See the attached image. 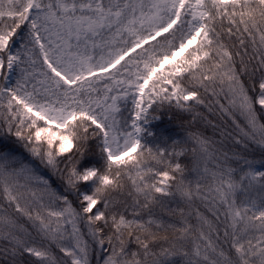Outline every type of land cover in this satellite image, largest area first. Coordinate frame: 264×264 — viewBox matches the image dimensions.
Returning a JSON list of instances; mask_svg holds the SVG:
<instances>
[{
  "label": "snow or ice",
  "instance_id": "snow-or-ice-1",
  "mask_svg": "<svg viewBox=\"0 0 264 264\" xmlns=\"http://www.w3.org/2000/svg\"><path fill=\"white\" fill-rule=\"evenodd\" d=\"M0 264H264V0H0Z\"/></svg>",
  "mask_w": 264,
  "mask_h": 264
},
{
  "label": "trees",
  "instance_id": "trees-1",
  "mask_svg": "<svg viewBox=\"0 0 264 264\" xmlns=\"http://www.w3.org/2000/svg\"><path fill=\"white\" fill-rule=\"evenodd\" d=\"M190 120H191L190 115H188L186 113L182 114V113L173 111L171 113H165L163 123L170 126L174 132L179 133V132H181L182 128L188 127ZM197 126L199 127L200 125H197ZM180 163L182 165L186 166V171H185L186 180H194L195 177L190 172L191 164L189 162V159L188 158H182L180 160ZM53 186L58 187L59 182L55 181ZM197 205H199V202H197ZM170 207H181V208H185V211H187V206L180 201V197L178 195L176 196L175 201L170 204ZM176 219H178V217H176ZM191 222L195 223L194 218L192 219ZM133 247H135V246H133Z\"/></svg>",
  "mask_w": 264,
  "mask_h": 264
},
{
  "label": "rangeland",
  "instance_id": "rangeland-1",
  "mask_svg": "<svg viewBox=\"0 0 264 264\" xmlns=\"http://www.w3.org/2000/svg\"><path fill=\"white\" fill-rule=\"evenodd\" d=\"M122 111H123V109H122ZM124 115L127 116L128 115V112L127 111H124Z\"/></svg>",
  "mask_w": 264,
  "mask_h": 264
}]
</instances>
